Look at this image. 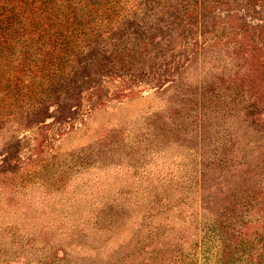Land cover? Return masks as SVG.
Wrapping results in <instances>:
<instances>
[{"label":"rangeland","instance_id":"obj_1","mask_svg":"<svg viewBox=\"0 0 264 264\" xmlns=\"http://www.w3.org/2000/svg\"><path fill=\"white\" fill-rule=\"evenodd\" d=\"M233 18L229 45L210 33L183 49L176 37L175 55L152 70L113 67L92 88L70 70L41 89L38 72L25 75L14 60V83L0 93V113L9 109L0 118V264L257 261L264 179L248 185L264 160V51L233 57ZM240 62L261 113L221 122L216 76Z\"/></svg>","mask_w":264,"mask_h":264},{"label":"trees","instance_id":"obj_2","mask_svg":"<svg viewBox=\"0 0 264 264\" xmlns=\"http://www.w3.org/2000/svg\"><path fill=\"white\" fill-rule=\"evenodd\" d=\"M223 11H228V19L221 20ZM232 17L238 27L232 25L231 29L239 28L237 34L241 36L233 57L247 56L246 46L255 54L263 52L264 24L251 22H263L264 0H0V93L4 90V96L8 95L16 71L13 62L18 57L25 75L30 70L38 72L41 89L46 84L56 85L63 77L65 80L70 70H81L80 85L92 88L107 76L103 72L113 67L128 75L152 70L159 57L164 59L168 52L175 55L176 37L184 41L183 49L193 36L206 38L210 33L217 38L225 35L229 45L235 36L228 31L231 24L226 20L231 22ZM221 21L224 28L219 35L222 24L217 23ZM236 66L238 70L226 66V71L216 76L221 84V122L224 118L225 123L234 111L240 118L261 113L255 89L247 85L245 76H239L246 70L245 64ZM8 112L0 113V118ZM229 139L232 141L231 136ZM251 167L256 179L248 189L254 190L264 179V160ZM250 178L244 177L238 185L243 186ZM252 264H264V253Z\"/></svg>","mask_w":264,"mask_h":264}]
</instances>
